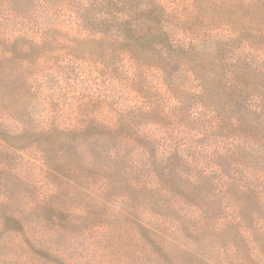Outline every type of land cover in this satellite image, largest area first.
I'll use <instances>...</instances> for the list:
<instances>
[{
    "label": "trees",
    "instance_id": "1",
    "mask_svg": "<svg viewBox=\"0 0 264 264\" xmlns=\"http://www.w3.org/2000/svg\"><path fill=\"white\" fill-rule=\"evenodd\" d=\"M6 251L264 264V0H0Z\"/></svg>",
    "mask_w": 264,
    "mask_h": 264
},
{
    "label": "rangeland",
    "instance_id": "2",
    "mask_svg": "<svg viewBox=\"0 0 264 264\" xmlns=\"http://www.w3.org/2000/svg\"><path fill=\"white\" fill-rule=\"evenodd\" d=\"M6 242H8V241H6ZM16 249H17L16 246L13 245L10 250H11L12 253H14L16 251ZM7 257H10L8 255V251L2 252L0 254V264H11L13 262V259L7 258Z\"/></svg>",
    "mask_w": 264,
    "mask_h": 264
}]
</instances>
